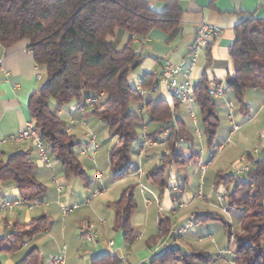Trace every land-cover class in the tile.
I'll use <instances>...</instances> for the list:
<instances>
[{"label": "crops", "instance_id": "1", "mask_svg": "<svg viewBox=\"0 0 264 264\" xmlns=\"http://www.w3.org/2000/svg\"><path fill=\"white\" fill-rule=\"evenodd\" d=\"M148 1L152 8L161 12L166 0ZM175 1L181 9L178 32L174 37L169 38L162 31L153 30L144 37V41L138 45L139 55L143 61L138 68L129 73V84L133 86L137 79L143 80L147 74L153 75L156 80L165 65L186 61L188 46L192 43L201 23L219 26L221 34L206 51L199 54L191 71V77L196 85L204 74L211 89L216 86H222L224 89L221 97L213 98L217 108L226 109L225 120L228 123L223 143L218 145L212 155L204 157L202 150L204 137L199 122V109L194 103L178 104L176 109L179 120L187 134L186 140H180L178 147H181V155L184 158L191 157V160L183 166L169 167L164 175L165 185L161 188L149 178V173L161 164L162 155L168 152L167 136L164 133L155 135L159 126L150 122L144 105L148 101L155 103L164 100L170 106L163 89L146 101L141 100L130 105L131 112L140 116L143 123L139 126L135 147L131 148L134 156L130 157L127 173L121 177L115 176L110 170L111 149L109 152L100 150L97 133L104 127L92 115V108L89 107L83 112L73 111L75 102L58 109L54 107L53 111L60 119L66 117L61 120L66 123L68 134L73 136L76 127L82 130L79 154L89 163V165L86 163V166L93 168L95 173L93 177L88 175L87 170L81 165L89 178V185L86 187L78 178H66L59 161L51 155H48L49 166L41 164L31 142H0V162H5L9 156L16 153H28L30 161L35 166L34 175L37 182L48 192L40 198L24 201L14 184L0 183V240L6 244V237L16 224L28 225L38 217H46L50 222L47 229L26 240L16 252L0 255V264H17L33 248L40 255L38 264H49V261L61 254L63 249L65 264H94L95 261L106 256L118 258L120 264H151L153 259L173 248L184 254L195 252L210 255L208 249L202 248L204 239L213 244L217 257L223 259L230 255V248L222 249L213 236L209 234L207 238L204 237L202 230L204 224L200 219L204 215L218 216L217 213L221 211L229 217L230 229L234 233H239L246 216V212L242 209L232 211L226 208V195L230 193L229 186L232 185L234 189L237 181L234 180L226 187L217 185V176L221 173L225 174L222 170L223 166L218 164V153H229L230 149L228 150L227 145L231 137H235L236 140L247 138L245 133L240 132L241 125L234 122V107L225 97L227 92H232L225 88L227 80L234 73L229 49L234 41V30L240 23L245 20L264 19V0ZM128 37L127 34L120 37L121 45L128 41ZM38 74L40 79H37ZM43 79L44 70L35 65L27 41L18 42L10 48L0 45V141L18 135L25 128L26 123L31 121L28 111L29 97L43 86ZM250 90L253 92L261 90L264 99V89ZM233 98H235L234 94ZM51 102L53 104V101ZM243 104L244 107L239 106L238 111L248 113V103L243 102ZM190 112L195 115V123L190 119ZM230 113L231 120L228 119ZM257 113L258 111L248 120L243 119L241 124L255 120ZM89 123L92 125L89 126ZM233 125L238 128L237 131H233ZM92 135L95 137L97 147L89 149V158L85 153V146ZM144 136L151 145L143 147ZM112 138L117 144V137ZM260 141L264 146V141ZM194 145L200 147L199 151H195ZM195 153L198 154L196 160ZM239 156H243V153ZM89 160L92 162L90 163ZM99 161L103 163L99 164ZM192 164L191 171L188 168ZM101 167L107 169V172L98 170ZM138 170L141 171L140 174L137 173ZM189 180L200 183L195 199L189 189ZM127 187H134L136 202V210L130 217L134 238L131 244L124 242L121 231L114 230L116 211L112 206ZM96 192L98 194L92 197ZM197 200L200 205H196ZM5 204H14V206L11 210H7L2 208ZM74 205L78 208L65 216L61 214V206ZM165 217L170 218L171 222L177 218L176 221L181 223L173 224L166 237L151 241L157 233L159 219ZM101 219L105 220L103 225L98 224ZM90 223L96 225L98 238L95 242H87L83 237L85 228ZM110 242L113 243L112 246L108 245ZM235 259L230 264H238Z\"/></svg>", "mask_w": 264, "mask_h": 264}, {"label": "trees", "instance_id": "2", "mask_svg": "<svg viewBox=\"0 0 264 264\" xmlns=\"http://www.w3.org/2000/svg\"><path fill=\"white\" fill-rule=\"evenodd\" d=\"M180 16L181 9L175 0H166L161 12L152 8L148 0H0V45L10 48L27 41L35 65L44 70V84L29 97L28 111L48 155L59 161L66 178H78L86 187L89 185L77 158L79 144L66 132V123L50 109L49 102L53 101L58 109L97 97L92 115L111 137L118 139L109 152L110 170L117 177L124 176L130 164L131 146L138 139L136 129L143 123L130 110L132 103L142 99L129 84V73L143 61L134 53L131 37L141 41L151 31L159 30L172 38L178 32ZM124 34L129 36L128 41L121 45L120 37ZM234 36L229 49L234 73L227 80L225 90L232 91L235 100L244 107L245 90L264 89V19L243 21L235 28ZM154 81L151 74L143 77L146 87ZM210 91V83L203 74L195 85L193 97L208 147L212 146L219 127L218 108ZM144 108L150 122L159 126L155 135L164 133L170 121L167 102L148 101ZM186 137L179 120L166 137L167 154L162 155L161 164L149 173L158 187H164V175L169 167L190 162L191 157L184 158L178 147L179 141ZM121 168L125 170L116 174ZM34 169L28 153L13 154L0 162V183L14 184L24 201L40 198L46 188L37 182ZM234 180L231 175H218L216 183L226 187ZM226 197L231 208L246 212L240 235L231 233V225L220 216L204 215L200 221L223 225L229 238L237 243L238 264H264V148L256 167L237 181L233 192ZM112 206L116 211L114 230L121 231L124 242L131 244L134 238L130 217L136 210L134 187L125 188ZM170 223V218H160L151 241L166 237ZM49 224L46 217H38L28 225H14L5 239L7 243L0 240V255L16 252ZM39 262V252L33 248L17 264ZM212 263L207 253L184 254L173 248L151 264ZM94 264H120V260L106 256Z\"/></svg>", "mask_w": 264, "mask_h": 264}, {"label": "built area", "instance_id": "3", "mask_svg": "<svg viewBox=\"0 0 264 264\" xmlns=\"http://www.w3.org/2000/svg\"><path fill=\"white\" fill-rule=\"evenodd\" d=\"M220 34L221 28L219 26L205 22L201 23L196 30L192 43L188 46L186 61L178 64L165 65L161 72L157 75L156 81L150 86H144L142 79H137L134 82L133 89L143 101L149 99L159 90H164L167 100L170 102V121L166 125L167 130L164 132V135L167 136L169 130L175 128L179 121V113L176 109L175 103H194L193 93L195 83L192 80L191 71L199 54H201L203 51H206ZM131 40L132 44L134 45V53L139 54L138 45L141 43V41H144V38H142L141 41H138L134 36H132ZM37 79H40L39 74L37 75ZM223 90L224 89L222 86H216L211 89L210 94L213 98H219L223 95ZM97 103V97H89L80 103H75L72 109L76 112H83L89 107H94ZM189 116L192 122L195 123L196 118L194 113L190 112ZM228 119H232L231 113L229 114ZM237 129L238 128L233 125V131H237ZM143 140V147L151 145V142L145 136L143 137ZM259 140L264 141V133L259 136ZM24 141L31 142L38 154L39 162L45 166H49L47 147L39 137V134L35 130L34 123L32 121L26 123L25 128L18 135L10 136L7 139L1 140L0 142L21 143ZM96 147L97 145L95 143V137L92 135L89 143L85 146V153H87L89 158V149H96ZM261 158L262 157L260 156L257 149L253 150L251 153L244 154L239 159V161L234 164V172L231 174V176L234 177L236 181H240L244 175L256 167L257 162ZM124 170V168H121L116 174H121ZM137 173L140 174L141 171L138 170ZM97 194L98 192L94 193L92 197H95ZM13 206L14 204H5L2 206V208L11 210ZM77 208V205L71 207L61 206L60 210L61 214L65 216ZM104 223L105 220L101 219L98 224L103 225ZM231 233H233L232 230ZM83 237L87 242H95L97 240L98 234L96 231V225L94 223H90L86 226ZM112 244L113 243L110 242L108 245L112 246ZM220 255H222V253H220ZM49 264H65L64 249L62 250L61 254L53 257L49 261Z\"/></svg>", "mask_w": 264, "mask_h": 264}, {"label": "rangeland", "instance_id": "4", "mask_svg": "<svg viewBox=\"0 0 264 264\" xmlns=\"http://www.w3.org/2000/svg\"><path fill=\"white\" fill-rule=\"evenodd\" d=\"M43 82H44V79H43ZM261 93H262L261 90L259 92H253V90H250V89H247L244 91L243 96H242V101L244 103H248V113L247 112L243 113V112L238 111L240 105L235 100V98H233L232 92H227L225 94L226 99L230 100L232 102V105H233L234 110H235V114L233 115L235 118L234 122L241 125L240 126V132L245 133V135L247 137V138H245V140H236L235 137H231V139L228 141L229 144L227 145L228 150L230 149L229 153H225V152H223L222 154L218 153V156H219L218 157V164L220 166H223L222 170L227 175L233 174V172H234L233 171V164L238 162L239 159L242 157V156L238 157V155L240 153H243V155H244L247 153H251L253 150L257 149L259 151L260 156L262 157V149L264 146H263L262 142L259 140V136L264 133V99H263V96ZM156 98L157 97H155V99ZM49 107L51 110L54 109V104H52L51 101L49 102ZM65 109H67V107H65ZM257 111H258V113H257L258 115L255 117V120L251 121L250 123L241 124L243 119L248 120L249 118L253 117ZM225 114H226V109H224L223 107L220 109V107H218V117H219L220 122H219V127L217 130V134H216V137L214 139L212 146L208 147L205 143V139L202 138L203 139L202 150L204 152V157H208V156L212 155V153H214L217 150L218 145L223 143V140L226 136V131H227L226 125L228 123L225 120ZM65 118L66 117H61L62 120H64ZM91 125L92 124L89 123V126H91ZM102 129L99 130V132L97 133V140L100 144V150H105L106 152H109V150L116 145V140L108 134V131L105 128H102ZM136 131L139 133V127H137ZM202 135H203V133H202ZM73 136L80 146L82 130L80 128L76 127L75 131H73ZM133 145L131 146V148L135 147V145L134 146ZM79 146L77 148V158H78L80 164L83 165L84 168L87 170V174L93 177L95 170L93 168H89L86 166V163L88 165H89V163L87 162V160L83 156H81L79 154ZM194 149H195V151H199L200 147L199 146L196 147V145H194ZM131 156H132V158L134 156V154H132V151H131L130 157ZM194 158H195V160L198 158L197 153H195ZM90 161L92 162V160H89V162ZM232 161H234L233 164H231ZM101 163H103V162L99 161V164H101ZM191 167H193V164L190 165V167L188 169H190V170L193 169ZM218 168H220V167H218ZM98 170H100L101 172H107V169H105L103 167H101ZM221 175H223V173H221ZM193 183L194 182L189 180L188 185H189V189L193 193V198L195 199L196 193H197V187L200 185V183L198 181H196L194 184ZM233 190L234 189H233L232 185H230L229 186V192L232 193ZM47 193L48 192L46 189L45 194H47ZM196 205H200V202L198 200L196 202ZM225 205H226L227 210L232 209V211H236V209L231 208L228 205V203ZM217 214L224 221H226L227 223H230V219L227 215H225V213L223 214L220 211ZM176 220H177V218H176ZM176 220H172V222L170 223L171 226L173 224H180L181 223L180 221H176ZM202 226H203L202 230L204 232L205 238H207V236L210 234L211 236L214 237V239L216 240V243L220 244V247L222 249L230 248V255L221 259V258L217 257V251L214 249L213 244L211 245L210 243L207 242V239H204L203 243L201 245H202V248L208 249V251L210 253L209 257L213 261L212 264H230V262L236 258L235 253L237 250V243L235 242V240L233 238L232 239L229 238L228 232L225 231L223 225L220 222L210 221V222L205 223ZM235 234L240 235V231H239V233L235 232ZM187 242L189 243V240H187ZM201 252H204V251H201Z\"/></svg>", "mask_w": 264, "mask_h": 264}]
</instances>
